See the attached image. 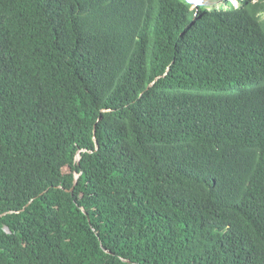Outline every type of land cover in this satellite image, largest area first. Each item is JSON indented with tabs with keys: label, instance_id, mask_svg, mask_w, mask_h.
<instances>
[{
	"label": "trees",
	"instance_id": "trees-1",
	"mask_svg": "<svg viewBox=\"0 0 264 264\" xmlns=\"http://www.w3.org/2000/svg\"><path fill=\"white\" fill-rule=\"evenodd\" d=\"M218 1L0 0V264H264V0Z\"/></svg>",
	"mask_w": 264,
	"mask_h": 264
},
{
	"label": "rangeland",
	"instance_id": "rangeland-1",
	"mask_svg": "<svg viewBox=\"0 0 264 264\" xmlns=\"http://www.w3.org/2000/svg\"><path fill=\"white\" fill-rule=\"evenodd\" d=\"M193 1V0H191ZM228 2H231L234 6L239 7L240 2L239 0H227ZM226 4V2L223 1H218V0H202V2L199 5H203L208 9H220L222 8V6ZM227 7L229 8L230 5H227Z\"/></svg>",
	"mask_w": 264,
	"mask_h": 264
},
{
	"label": "snow or ice",
	"instance_id": "snow-or-ice-1",
	"mask_svg": "<svg viewBox=\"0 0 264 264\" xmlns=\"http://www.w3.org/2000/svg\"><path fill=\"white\" fill-rule=\"evenodd\" d=\"M193 2H194L195 4H197V5H199V4L202 2V0H193Z\"/></svg>",
	"mask_w": 264,
	"mask_h": 264
},
{
	"label": "water",
	"instance_id": "water-1",
	"mask_svg": "<svg viewBox=\"0 0 264 264\" xmlns=\"http://www.w3.org/2000/svg\"><path fill=\"white\" fill-rule=\"evenodd\" d=\"M80 160V158L78 159V161ZM76 184H77V182H76ZM7 231L9 232V230L7 229Z\"/></svg>",
	"mask_w": 264,
	"mask_h": 264
},
{
	"label": "clouds",
	"instance_id": "clouds-1",
	"mask_svg": "<svg viewBox=\"0 0 264 264\" xmlns=\"http://www.w3.org/2000/svg\"><path fill=\"white\" fill-rule=\"evenodd\" d=\"M191 2H193V1H191ZM194 3V2H193ZM195 4V3H194ZM197 5V4H196ZM198 6V5H197Z\"/></svg>",
	"mask_w": 264,
	"mask_h": 264
}]
</instances>
